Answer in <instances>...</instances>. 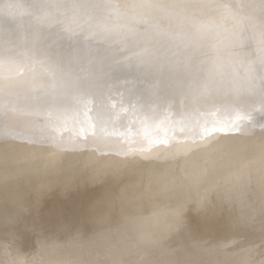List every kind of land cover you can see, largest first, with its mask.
I'll return each instance as SVG.
<instances>
[{"label": "rangeland", "instance_id": "rangeland-1", "mask_svg": "<svg viewBox=\"0 0 264 264\" xmlns=\"http://www.w3.org/2000/svg\"><path fill=\"white\" fill-rule=\"evenodd\" d=\"M116 1L108 2V7L110 4L114 5H111L113 7L109 11L105 10V3L106 8L101 2L88 6L84 0H0V61L3 64L8 61L12 63L10 72L17 73L19 70L22 73L25 67L39 62L51 69L61 70L69 78L99 79L97 82H103L98 95L101 101L113 98L112 88L115 85L119 87L126 84L125 89L129 95L127 104L121 110L126 115L121 118L128 115L130 108L138 109L142 118L147 115L150 103L155 102L159 105L157 110L162 113L169 100L180 97L178 93L172 92L171 84L187 74L180 71L182 60H191L190 57L195 56L197 60L192 61L199 64L198 69L201 68L200 65L208 63L211 58H205L208 52L197 53L193 48L199 47V42L204 39L209 43L212 40L215 42L216 39H221L220 34L226 32L220 30L215 35L199 34L198 29L191 31L195 35L190 33L186 36L188 28L184 24L170 32L167 30L159 33L156 30L160 28L157 14L148 7L146 16L152 23H158L157 27L155 23V28L153 24H143L144 21L141 25L137 23L141 22L140 19L131 24L128 20L122 21V24L118 20L122 17L123 8L132 9L128 6L134 2ZM223 1L226 4L227 1ZM251 1L257 9L252 7L249 13H260L257 19H251V23L259 24L260 29H255L252 35H248L250 37L245 39L242 51L234 54L236 59L226 61L227 55L224 54L216 56L214 60L218 63L216 73L221 72L220 76L224 78H233V84L229 80L230 88L241 89L244 93L247 88L241 87L240 83L249 82L250 105L236 106L244 97L239 95L225 106L228 108L227 112H223V108L208 111L199 125L197 119L191 117L183 127L194 137L190 142L208 139L205 148L215 146L212 152L214 157L216 154L221 156L211 161L212 153L210 156L208 152L205 156L197 154L198 148L194 146L185 159L181 155L152 161L141 158L128 167L125 165L129 163L115 165L110 162L104 165L107 166L106 170L95 174L94 170L102 165V157L114 153L96 152L86 147L66 155L50 171L34 175L26 186L23 177L29 171L27 168L16 173V176L10 174L11 168L18 167L17 164L21 163L19 154L13 152L0 168V255H4L0 256V264H62L65 259L67 263L64 264H100L99 261L105 256L118 254L120 245L125 241L137 237V227L128 228L130 230L120 237L112 235L117 228L124 227L135 219L149 218L159 212L161 207L186 203L194 191L196 195L193 197L196 198L181 210L178 218L180 223L150 229L144 245L148 247L149 242L158 236L159 241L154 240L152 246L147 248L149 250L138 252L140 254L136 258L128 256L137 248L126 246V254H123L121 261L118 259L113 264H264V178L261 176L264 172V156L261 154L264 150V105L262 100V106H255L256 103L251 102L259 99V89L264 91V0ZM135 3L132 5L134 8L139 6L140 1L138 5ZM71 4L76 6L67 7ZM220 7L224 9V6ZM220 7L216 10L217 13L222 10L219 11ZM115 10H119L120 14L117 15V11L115 14ZM101 11L106 13L102 14ZM219 14H216V18ZM113 15L117 16V20ZM228 16L229 13H225L219 18L227 19ZM212 18L213 16L210 19ZM205 20L202 22L204 26L207 24ZM116 21L120 23V27ZM250 24L245 26V30ZM111 26L117 28L113 36L107 34V28ZM144 26L154 29L152 32L155 33H147L149 29ZM13 41L14 46L11 44ZM178 41H186V46L179 54L176 44ZM171 45L175 46L174 51L169 50ZM136 50L145 54L137 62L131 59L135 62L133 64L129 58ZM170 58H173L171 63L168 61ZM241 58L245 59V64L239 63ZM154 59L157 60L159 67L156 69L162 80L153 85L145 84L143 90L140 88V85H144L141 78L147 79L153 73L149 62ZM114 70H118V74L112 84L108 82V78ZM195 70L197 69L194 68L193 71ZM252 71L258 72L254 79L248 76ZM188 77L191 78L189 75ZM204 85L210 87L208 83ZM189 104L187 105L191 106ZM5 106L6 103L1 101L0 113ZM125 118L119 121L116 129L114 128L115 132H121L127 125ZM159 123L161 121L153 122L150 129L156 131ZM177 133L181 134V131L177 130ZM212 137L220 138V142H215ZM172 138L173 142L178 141L174 140L175 137ZM210 139L212 140L209 141ZM147 144L152 143L147 141ZM218 148L225 149L219 152ZM241 151L244 157L240 161L235 160L236 163L239 161L237 164L233 163ZM31 159L27 157L23 161L29 163ZM204 159L206 164H211L200 174L201 179L197 180L195 188L191 184L184 185L185 171L197 160L203 162ZM236 165H240L239 170L246 175L238 180L226 178L235 171ZM113 166L117 169H112L115 168ZM11 177L10 187L11 182L8 180ZM47 178H52L51 183L42 187L41 184ZM1 186L4 187V194L1 193ZM181 189L187 192L181 193ZM8 192L12 194V200L8 197ZM98 234L102 236L98 237ZM97 244L99 245L95 246ZM75 247L78 250L70 252ZM137 254L135 252L134 256Z\"/></svg>", "mask_w": 264, "mask_h": 264}, {"label": "bare ground", "instance_id": "bare-ground-1", "mask_svg": "<svg viewBox=\"0 0 264 264\" xmlns=\"http://www.w3.org/2000/svg\"><path fill=\"white\" fill-rule=\"evenodd\" d=\"M90 1L93 3H91ZM112 1L115 2V0ZM112 1L84 0V2L88 4V6L98 4V2H101V5H104L105 3L107 6L106 8V6L104 5L106 8L105 10L109 9V11H111L114 5L110 4V9V7H108V2L112 3ZM139 1H137V3L135 0H132V2H136L135 5L139 4V6H137L136 8L133 7L134 3L132 4L133 6L131 4H129V6L126 4L128 7L131 6L132 9H127L126 7V9L123 8V12L121 11L123 7L122 6L121 9H119L122 12V17L120 19L118 16V18L120 19L118 21H121L122 23V21L126 22V20H128L131 24L136 22L137 20L139 21L140 19L141 22L137 23L141 24L144 21L143 24H153L152 26L154 27L155 22L152 23V20H150L146 16L148 8L142 6L147 2V0ZM222 1L223 0H183V2L188 5V7L167 9L163 12L152 9L153 11H155V14H157V20H159V25L158 23L157 25L160 28H156L157 32L159 33L167 30L170 32L171 29L184 24H186L185 26L186 28H188L187 32L185 33L186 36L190 33H193L194 30L196 31L198 29L199 34H201L202 32V34L209 33L215 35L216 33L220 32V30L225 31L226 33L223 35L220 34L221 39H216L215 42L214 40H212L213 43L212 41L211 43H209L204 39L202 42H199V47H194L197 43L193 45V50H196H194L195 52H208L205 58H211L208 60V63H204L202 64V66L200 65L201 68L198 69L197 66L199 64L197 65L194 61H192V59L197 58H195V56L193 58L190 57L191 60L187 58L183 59L184 61L182 60L181 64L179 65V67L181 68L180 71H185L189 76H191V78L188 77L187 74H185L182 77L180 76L179 79L176 80V82L171 84L172 92L178 93V95H180L178 99L169 100L168 106L164 108L162 113H160L159 109L157 110V108L159 107L157 102L150 103V109L148 110L147 115L143 116L144 118H140L141 116L138 114V109L134 110V108H130L129 112L127 113L128 115L124 116L126 117L124 120H127V125L122 128L121 132H115L114 128L116 129L119 121L124 118H121V116L126 115V113H123V111H121L127 104L129 95L127 90L125 89L127 88L126 84L119 87H116L115 85V87L112 88L113 98L108 99V101H101L98 95L101 93L103 82H97L99 81V79H97L96 81L94 79L92 80L87 78H69L67 75L62 74L61 70H54L56 68L51 69L50 67H46V65H41V63L39 62H35L37 64L33 63V65L25 67L23 72L17 75L16 72H10L12 67L11 62L8 61V63L3 64V66L0 67V84L3 85V90H0V102L4 101L6 103V106L3 111L1 110L2 112L0 113V168L3 167V162L10 158V154L16 152L17 155L19 154L18 157H21V163L17 164V166L19 165L18 167L11 168L12 171L10 174L15 175L16 173H19L27 168L29 171L23 178L25 180L26 186H28V184H30L31 182V178H33L34 175H37L39 172L50 171L51 169L59 165L60 162L66 157V155L72 154L73 152L79 151L86 147L92 148L94 149L93 151L96 152L114 153V155L109 154L102 157L103 166L98 165L101 167H97L94 170L95 174L106 170L107 166L104 165L110 162L115 165L129 163L125 165L128 167L141 158L152 161L158 158L170 159L181 155L185 159V157H187V155L191 153L190 151L194 146L198 148L197 154H203L205 156L208 152V156H210V153L214 152L215 146L209 149L205 148V143L208 141V139L202 140L201 142H190L191 140H194V137L188 132L187 129L183 128L184 124L188 119L194 117L195 119H197V125H199L203 120V116L205 115V113L214 109L223 108L221 110L223 112H227L226 110H228V108H226L225 106L229 105L231 101L239 95H244V97L242 101L236 104V106L240 105L241 107H243L250 105L248 104L249 94L251 93L250 88H248L249 82L243 81L242 83H240L241 87L244 86L245 88H247L245 89L244 93L241 89L230 88L229 80L233 84V78L230 77L229 79V76H227L228 78H224L223 76H220L221 72L216 73L215 69L218 66V63L214 62V60H216V56L224 54L227 55L226 61H228V59H236L234 58V54L242 51V49L244 48L245 39L250 37L248 35H252L254 33L252 31H255V29L256 31L260 29L259 24L254 25V23H251V19H257L258 14H260L256 13V11H253V13L251 12L252 14L249 13V10H252V7L255 10L257 9L252 4L251 0H226V4L224 3V1ZM220 6H224V9H222V7ZM219 7V11L221 9L223 10V13L221 12L222 10L219 13H222L223 15L225 13H229L227 19L219 18V16H223L222 14L216 12V10L218 11ZM149 9L150 11H152L151 8ZM119 10H115L114 13L116 14ZM101 13L103 14L106 12L101 11ZM119 14L120 12H118L117 15ZM210 14L213 16L212 19H210L212 16H210L209 18ZM216 14H219L217 18ZM116 17L114 16L115 19ZM204 18H207L208 20H205ZM209 19L211 20V23ZM204 20L207 23L206 26H204L205 24L202 23ZM117 24H119L118 27H120V23ZM130 24L129 26H131ZM248 24H250V26H253L251 28L249 26V28L245 30V26H247ZM124 25H126V23H124ZM157 25L155 27H157ZM215 25L217 26L215 27ZM144 27H146L147 30L149 29L147 33H155V31L152 32L154 30L152 29L153 27L151 28L152 30H150L149 26ZM200 28L202 29V31L200 30ZM115 30H117V28L113 26L108 27L107 34L113 36ZM169 35L171 36L170 33ZM196 36L198 37V35ZM131 42L132 41H126V43ZM184 43H186V41H178V43H176L178 44V54L184 47ZM11 44H13L14 46V41ZM201 47L202 49H197ZM210 49H213L215 51H210ZM166 50H168V48ZM169 50L174 51L175 46L171 45V47H169ZM0 53H2V49H0ZM144 54L145 52L136 50V52L134 51V53L131 54L129 60L134 59V61L137 62L138 60H142ZM240 60L241 62L239 63L245 64L244 58H241ZM156 61L157 60L154 59V61L152 60L149 62V64L152 66L153 73L151 75H148L149 77L147 79H144V77L141 78V80L143 79L142 81L144 85H140V88L143 90H145V84L153 85L154 83H158V81L162 80L161 75L156 69L157 67H159L156 64ZM168 61L169 63H171V61H173V58H170ZM189 61H191V63ZM131 62L133 64L135 63L133 62V60H131ZM202 67L208 74H206ZM194 68H196L197 70L193 71ZM257 73V71H252L248 74V76L254 79L256 78ZM117 74L118 70H114V72L109 75L108 82H114L115 78H117ZM145 80L147 81V83H145ZM165 80H167V78H165ZM206 83H208L210 87L205 86L204 84ZM185 85L187 88L185 87ZM208 90L210 92H207ZM259 90V99H256V101H251L253 104L256 103L254 104L255 106H260L262 103L264 105V91L261 89ZM189 103H191V106H189ZM157 120L161 121V124L159 123L156 131H152V129H150V126L153 122L157 123ZM177 130H180L181 134H178ZM172 137H175L174 140L178 141L173 142ZM195 137H197V134L195 135ZM212 138L215 142H220V138ZM211 140L212 139H210L209 141ZM147 141H150L152 144L148 145ZM222 149L225 148H221L220 150L218 148L219 152H222ZM261 154L262 156H264V150ZM261 154H259V158ZM220 156L221 154H219V156L216 154L215 157L217 159V157L219 158ZM27 157L32 158L29 163L27 161H23V159H26ZM215 157L213 154L211 157V161ZM243 157L244 153L241 151L238 157L234 159L233 163H236L235 160L240 161V159ZM239 161H237V163ZM210 164H206L205 159L203 160V162L197 160L191 166V168H189L188 171H185L184 185L191 184L190 186H193V188H195V186L197 185V180L199 181V179H201L200 174L204 172ZM240 167V165H236L235 171L229 173L226 178L230 179L231 177L234 180L243 178L246 173L240 171ZM112 169L116 170L117 168L115 167ZM20 175L23 174H19V176ZM261 176L262 178H264V172L261 173ZM1 177L3 178V176ZM51 179L52 178L45 179L41 186L43 187L44 185L47 186L48 184H50ZM8 181L11 182L12 177L11 180ZM10 184H12V182L9 183V186ZM2 187L3 186H1V188ZM3 188L1 192L2 194H4ZM18 188L15 187V189ZM182 190L183 189H181L180 191L181 193L187 192L186 190ZM8 193L7 195H10L8 197H11L12 194H10V192ZM191 194L192 197H190L188 202H194V199L196 198L193 197L196 195L195 191ZM12 199L13 197H11V200ZM188 202L176 203L173 205L161 207V209L158 210L159 212L149 218L135 219L125 224L124 227L117 228L114 231L115 233H113L112 235L120 237L123 236L127 230L137 227L135 230L137 232V237L134 240L129 239L125 241L122 245H120L118 254L105 256L102 260L99 261L100 264H113L118 259H120L121 261L123 256L126 254V252H124L126 246H134L135 248H137L132 250L133 253L131 254V256H128L130 258H136L140 253H144V250L151 247L152 243L155 242L156 239L158 241L160 240V237L158 236L155 237L152 242H149L150 245L148 247L144 245L145 237L150 229H161L166 225L180 223L178 218H180L181 210H184L187 204H190ZM204 202L206 203V201ZM151 206L153 207L154 205ZM98 235V237L102 236H100V234ZM98 245L99 244L95 246ZM251 245L253 244L251 243ZM77 250L78 247H75L70 252ZM19 251L20 250H18V252ZM70 252L64 253L69 254ZM135 252L136 254L138 252L140 253L134 256ZM0 256L4 257V255ZM5 257L9 259L8 256ZM8 259L6 261L10 262ZM63 261L64 263H67L66 259ZM64 263L62 262V264ZM185 264L190 263L187 262Z\"/></svg>", "mask_w": 264, "mask_h": 264}, {"label": "snow or ice", "instance_id": "snow-or-ice-1", "mask_svg": "<svg viewBox=\"0 0 264 264\" xmlns=\"http://www.w3.org/2000/svg\"><path fill=\"white\" fill-rule=\"evenodd\" d=\"M75 6H76L75 4L67 5V7L69 8H73ZM142 6L156 9L162 12L167 9L188 7V5L183 2V0H147V2L144 3ZM2 66H3V61H0V67ZM17 75H19V70L17 72ZM0 90H3L2 84H0Z\"/></svg>", "mask_w": 264, "mask_h": 264}]
</instances>
